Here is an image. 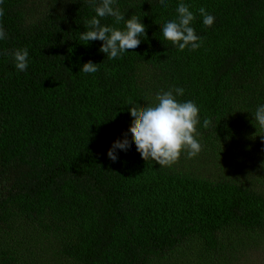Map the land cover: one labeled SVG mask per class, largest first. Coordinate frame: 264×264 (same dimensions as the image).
<instances>
[{
  "label": "trees",
  "instance_id": "1",
  "mask_svg": "<svg viewBox=\"0 0 264 264\" xmlns=\"http://www.w3.org/2000/svg\"><path fill=\"white\" fill-rule=\"evenodd\" d=\"M179 2L161 9L159 0H118L125 18L139 16L146 31L118 59L100 51L101 41L80 39L95 14L86 0L0 4L8 33L0 41V242L21 222L69 263L155 264L193 239L217 255L228 230H264V191L254 183L160 166L136 151L130 104H155L156 93L174 87L185 89L179 100L199 106L206 144L232 136L239 120L264 137L252 117L264 104V0H184L203 38L195 51L161 33ZM201 6L215 16L211 27ZM25 47L29 66L20 72L11 54ZM88 61L99 71H80ZM124 138L133 147L117 150L114 162L107 152ZM0 264L20 263L0 246Z\"/></svg>",
  "mask_w": 264,
  "mask_h": 264
},
{
  "label": "clouds",
  "instance_id": "2",
  "mask_svg": "<svg viewBox=\"0 0 264 264\" xmlns=\"http://www.w3.org/2000/svg\"><path fill=\"white\" fill-rule=\"evenodd\" d=\"M4 0H0L3 4ZM93 7L94 15L85 21L87 31L80 33L83 41L102 42L100 51L105 53L109 59H118L128 49H135L141 44V38H145V25L137 15L125 18V13L120 10L118 0H86ZM170 0H159L161 9H167ZM177 16L167 20L161 28L164 40L170 41L173 46L183 51L185 48L197 50L203 44V38L197 35L192 27L196 19L194 13L184 0H180L176 8ZM198 13L203 18V24L211 27L215 22V16L201 6ZM4 10L0 7V17ZM105 17L113 18L114 24H102ZM121 22L124 27H116ZM8 39V33L3 24L0 23V41ZM15 67L20 72H25L29 66V49L18 48L12 52ZM80 71L86 74L99 71L98 64L88 61L83 63ZM183 87H174L161 90L156 93V103L147 106L136 104L129 108L133 126L130 129L136 151L142 159L154 160L160 166H171L186 151L189 158L197 156L203 148L198 137L200 125V109L192 100L181 101L178 97L184 95ZM253 120L260 127H264V104H259L252 114ZM210 118L203 120V128L208 129L212 124ZM216 127V125H215ZM133 144L127 138L116 140L108 150V157L116 162L118 160L117 150L128 153Z\"/></svg>",
  "mask_w": 264,
  "mask_h": 264
},
{
  "label": "rangeland",
  "instance_id": "3",
  "mask_svg": "<svg viewBox=\"0 0 264 264\" xmlns=\"http://www.w3.org/2000/svg\"><path fill=\"white\" fill-rule=\"evenodd\" d=\"M241 120L235 123L234 134L222 141L203 145L202 151L189 158L182 152V163L177 168L187 170L212 180H233L238 184H250L264 191V177L261 167L264 165V137L249 126L241 128ZM262 164V165H261ZM184 165V166H183ZM226 251L222 254H209L201 248V243L193 239L187 246L166 259L155 264H264V230L241 231L228 230L223 236ZM4 240V238H2ZM0 246L17 255L20 264H73L54 253L52 244L43 240L39 230L29 224L13 225L11 234Z\"/></svg>",
  "mask_w": 264,
  "mask_h": 264
}]
</instances>
